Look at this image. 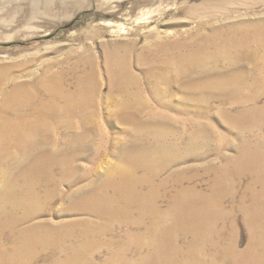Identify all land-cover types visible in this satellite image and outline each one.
Returning <instances> with one entry per match:
<instances>
[{
	"label": "bare ground",
	"instance_id": "1",
	"mask_svg": "<svg viewBox=\"0 0 264 264\" xmlns=\"http://www.w3.org/2000/svg\"><path fill=\"white\" fill-rule=\"evenodd\" d=\"M260 26H254V31L245 28L228 33L221 24H203L201 28L204 30L200 33H188L176 39L163 38L155 33L139 49L134 43H124L114 59L116 64L112 63L117 71L113 77L116 80L108 79L106 94L99 86L96 66L93 62L88 63L82 55L77 57L74 70H70L77 74L73 88L66 83L63 69L50 70L48 66L53 65V61L45 63L33 83L43 89L47 87L44 95H37L38 90L31 86L30 79L27 80L33 76L32 72L27 73L13 94L4 96L0 102V256L13 252L20 257L17 262L7 259L0 264H234L238 255L244 258L239 264H264V239L261 237V233L264 235V148L262 155H257L254 149L253 155L247 158L249 161L238 169L236 166L229 168L235 163L232 157L226 158L221 167L213 166L208 160L203 172L212 178L204 188L198 180V166L179 167L163 177V171L170 164L181 165L189 156L196 158L193 153L174 149L166 138L162 142L163 152H149V161L145 154L146 164L134 161L133 157L139 154L132 146L124 142L122 145L124 131H116V144L111 143L107 136L103 138L104 144L110 142L111 152H117V161L106 156L98 157L99 152H91L98 134L97 126L100 125L99 96H103L112 107L108 119L114 117L118 124L165 126L163 134L167 136L171 133L170 126L160 112H167L164 108L168 103L163 101L172 91L180 92V98L187 101L180 105L182 110L191 109L193 101L204 96L206 112L210 107L226 112L227 117L224 114L225 119L222 120L224 125L264 126V30H258ZM222 48L228 50L230 55L227 57L231 60L244 62L242 69L231 77L229 89L208 85L207 89L197 90L193 86L200 78L218 81L222 77L197 74L199 65L214 59L217 49ZM132 57L138 65L144 66L142 71L147 81L155 80L154 86L144 87V94L138 75L130 68ZM84 63L91 65L86 70L87 75L82 69ZM3 69L8 72L0 68V92L5 79ZM148 93L154 102L152 106L145 99ZM242 95L243 98L236 100ZM215 99L219 105L212 104ZM63 105L68 109L60 111ZM169 105L168 110H177L179 106ZM239 105L252 114L241 118L244 124L236 122L232 112ZM147 109H150L151 118L140 124V114ZM78 119L84 131L76 139L72 126ZM141 121L144 122L142 118ZM53 126H60L64 135L62 143L66 144L65 153L55 161ZM195 136H198L197 132ZM11 141H17L24 148V157L19 164L7 163L10 157L7 148ZM68 144H77L83 150L82 155L90 157L91 161L96 160L90 169L92 180H96L98 173H103L104 177L95 188L97 190L84 191L79 186L68 191L64 198H58V178L67 181L81 176L79 173L82 171L79 159L71 157L67 151L71 147ZM244 147L252 149L246 144ZM37 157L43 158V166ZM26 167L47 179L42 183L21 180L17 173L25 172ZM144 173L149 176H143L142 180L133 178ZM13 177L17 179L13 180ZM142 188L147 191L131 193ZM182 189L193 203H197L194 208H199L200 213L189 222L183 216L179 226L177 223L164 226L169 221L165 215L172 209L182 208L184 213L187 209L182 205ZM113 198L117 203L108 209L106 205ZM164 199L167 206L162 209L160 202ZM91 206L94 210L103 209L104 213L95 212L101 217L100 221L89 224L86 221L75 223V220L60 225L25 224L38 218L49 207L56 210L65 207V212H83ZM110 219L118 223L111 226ZM239 220L244 223L247 233L243 248L239 247L236 233ZM216 225L224 229L221 233L217 229L212 234V227ZM154 236L171 256L166 251H159L162 261H158L155 253L150 254ZM12 238H17L18 243L13 245ZM48 252H53L56 259L46 262L50 257L43 254ZM103 253L105 258L101 257ZM134 253L137 255L133 257ZM114 255L118 259H113Z\"/></svg>",
	"mask_w": 264,
	"mask_h": 264
},
{
	"label": "rangeland",
	"instance_id": "2",
	"mask_svg": "<svg viewBox=\"0 0 264 264\" xmlns=\"http://www.w3.org/2000/svg\"><path fill=\"white\" fill-rule=\"evenodd\" d=\"M203 24H211L212 26L221 24L222 28L226 29L225 32L228 33H235L237 30H244L245 28L254 31L253 27L259 25H261V28H258V30H264V0H0V68L8 70L6 72L3 69L5 79L0 92V102L4 96L9 97L13 94L15 87L18 86L19 82L25 80V75L30 71L33 76L27 78V80L30 79L28 81L31 82V86L34 85L36 77L40 75L39 70H42L45 63L49 61L54 63L48 66L50 70L56 72L63 69L66 83L73 88L77 74L70 70H74L79 55L84 56L88 63H94L99 78V86L102 93L106 94L108 79L113 78L117 72L114 70V64H116L114 59L123 49L124 43H134L136 49H139L155 33L163 38L176 39L184 37L188 33L194 35L197 32L200 33L201 30H204L201 28ZM227 51L223 48L217 49L214 59L209 62L205 61L197 68L198 75H221L222 77H219L218 81L216 79L203 81L204 78H200L193 87L200 90V88L207 89L208 85H213L215 88L219 86L228 87L227 89H229L231 77L242 69L244 62L231 60L229 56L227 57V55H230ZM130 62V68L138 75L144 94L146 92L144 87H147V85L154 86L155 80L147 81L142 71L144 66L138 65L133 57ZM88 63H84L82 68L85 75H87L86 70L91 66ZM17 64H23L24 66L19 68ZM9 67H12L11 70H9ZM114 79L116 80V78ZM252 81L255 82L254 79ZM34 89H37V95L41 96L45 94L47 87L43 89L35 84ZM179 93L172 91L171 94L165 96L164 100L166 101L163 102L168 103V106L164 108L167 109V112H160L170 126L171 133L169 136L163 134L166 132L165 126L161 128L159 126L118 124L114 117L108 119L107 115L112 112V107L103 96H99L100 125L97 126L98 134L96 133L91 152H99L98 157L106 156L112 161H117V152H111L110 142L104 144L103 138L107 136L111 143L116 144V131L119 130L122 133L124 131L125 137L122 139V145L132 146L133 150L139 154L137 157H133L134 161L146 164L151 160V153L149 152L164 151L162 142L166 138L172 143L174 149L182 153H193L199 160L189 156L181 165L180 163L170 164L163 171V177L179 167L198 166L200 170L198 180L201 181L203 188L207 187L212 178L203 172L207 167L208 160H211L213 166L219 165L221 167L224 165L226 158L232 157L235 163L229 165V168L236 166V169H238L244 162L249 161L247 158L253 155L254 149L257 155L263 154L264 126L224 125L222 120L225 119L224 114L227 117L226 112L216 108L217 113H214L213 107H210L206 112L203 106V104H207L204 96L193 101L191 109L185 108L182 110L180 105L187 101H183ZM240 98H243V95L236 100L239 101ZM145 99L150 106L153 105L154 102H152L153 99L149 93L147 97L145 96ZM169 104L179 106L177 110H168ZM212 104L219 105V101L217 99L212 100ZM65 109H68V106L63 105L60 107V111ZM157 109L160 108L157 107ZM247 110V108H242L239 105L236 111H232L236 122L244 124L241 118L252 116V114L246 112ZM148 112H150V109L144 110L140 114V124H145L150 120L151 117H149ZM154 116L152 115V117ZM141 118L144 122L141 121ZM51 128L54 134L55 144L52 149L55 161L59 160L65 153L66 144L62 143V136L64 135L60 130V126L59 128L58 126ZM72 129H74L75 138L78 139L83 134L84 126H81L78 119L74 121ZM196 132L198 136H195ZM245 144L252 149L246 150ZM201 145L205 146L202 147ZM67 146H71L67 149L71 157L79 159L78 163L82 171L79 173L81 176L67 181L58 178V183H60L58 198H64L68 191L79 186L84 191L86 189L89 191L97 190L95 188L98 187V183L104 175L98 173L96 180H92L94 177L90 169L93 168L96 160L91 161L89 160L90 157L82 155L83 150L77 144H68ZM100 146H102L101 151H98ZM21 148L20 143L11 141L7 148L10 155L7 161L8 164L9 161H13L15 164L21 162L24 157V148ZM145 154H147L148 161ZM37 160L41 165L44 163L42 157H37ZM26 169L25 172L19 171L17 173L23 181L37 180L42 183L47 179V177H42L38 173L34 174L35 172L30 167H26ZM143 176L148 177L149 174H137L133 178L142 180ZM14 179L17 178L13 177ZM245 184L246 181L243 185ZM144 191H147V189H137L131 193ZM181 192H183L182 205L187 209L185 213L182 208L172 209L170 214L165 215L169 218V221H166L164 226H173L176 223L179 226L183 216H185V221L189 222L195 215L200 213L199 208H194L197 203H193L191 197L186 195L185 189H182ZM166 202V199L162 200L160 208L165 209ZM116 203L117 201L113 198L106 207L111 209L115 207ZM84 210L86 211L65 212V207L57 210L54 207H49L38 218L26 221L25 224L29 225L37 222L60 225L74 220L75 223L86 221L89 224V222L93 223L101 220V217L96 216L95 212L104 213L103 209L94 210L92 206ZM116 223L118 222L110 219L111 226ZM236 226L239 247L243 248L247 240L246 227L242 220H239ZM217 229L221 233L220 231H223L224 227L217 225L212 227V234H215ZM174 235L177 234L174 233ZM261 237L264 239L262 233ZM10 241L15 245L19 240L12 238ZM153 241L150 254L155 253L156 259L162 261V256L158 252L166 250L162 249L160 240L156 241V236L153 237ZM167 253L170 255L169 252ZM45 254L43 255L50 257L45 260L46 262L51 258L56 259L53 252ZM104 254L101 255L102 258L106 257H103ZM135 255L137 254L134 253L133 257ZM19 258L16 253L6 252L0 256V262L5 263L7 259L17 262ZM113 259H118V257L114 255ZM140 260H143V258ZM241 261H244V258L240 255L234 258V264H239ZM139 264L145 263L140 262Z\"/></svg>",
	"mask_w": 264,
	"mask_h": 264
}]
</instances>
